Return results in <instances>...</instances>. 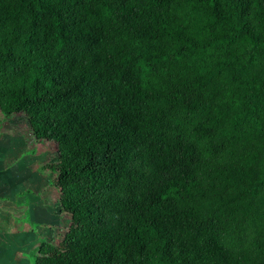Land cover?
<instances>
[{"label":"trees","instance_id":"1","mask_svg":"<svg viewBox=\"0 0 264 264\" xmlns=\"http://www.w3.org/2000/svg\"><path fill=\"white\" fill-rule=\"evenodd\" d=\"M257 51L264 0H0V106L69 219L34 264H264V102L215 85Z\"/></svg>","mask_w":264,"mask_h":264},{"label":"rangeland","instance_id":"2","mask_svg":"<svg viewBox=\"0 0 264 264\" xmlns=\"http://www.w3.org/2000/svg\"><path fill=\"white\" fill-rule=\"evenodd\" d=\"M228 51L239 52L237 46ZM252 56L234 76L232 70L224 71L215 85L254 87L264 102V54ZM252 143L264 153V138ZM56 162L55 144L37 141L23 113L5 115L0 106V264H34L44 245L61 249L69 219L59 213V189L51 168ZM258 195H264V187ZM252 221L264 229V212H255Z\"/></svg>","mask_w":264,"mask_h":264},{"label":"crops","instance_id":"3","mask_svg":"<svg viewBox=\"0 0 264 264\" xmlns=\"http://www.w3.org/2000/svg\"><path fill=\"white\" fill-rule=\"evenodd\" d=\"M16 186H18V190L20 191L21 183H20L19 181H17V182L15 183V187H16Z\"/></svg>","mask_w":264,"mask_h":264}]
</instances>
